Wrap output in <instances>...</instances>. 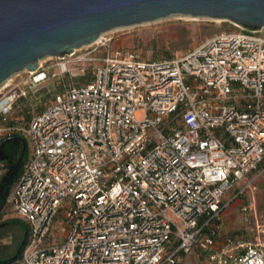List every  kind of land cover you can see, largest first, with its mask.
<instances>
[{"label": "built area", "instance_id": "obj_1", "mask_svg": "<svg viewBox=\"0 0 264 264\" xmlns=\"http://www.w3.org/2000/svg\"><path fill=\"white\" fill-rule=\"evenodd\" d=\"M258 32L222 33L157 61L108 50L92 83L66 87L27 127L0 126V146L13 132L29 145L10 195L14 217L31 230L15 264H178L191 255L264 264L260 236H220L221 214L264 174L249 178L264 163ZM49 69L39 62L16 74L26 75L20 82H4L0 118L37 92ZM59 69L72 75L70 61Z\"/></svg>", "mask_w": 264, "mask_h": 264}, {"label": "water", "instance_id": "obj_2", "mask_svg": "<svg viewBox=\"0 0 264 264\" xmlns=\"http://www.w3.org/2000/svg\"><path fill=\"white\" fill-rule=\"evenodd\" d=\"M173 15L264 31V0H0V86L14 74L36 71L43 58H64L112 29Z\"/></svg>", "mask_w": 264, "mask_h": 264}, {"label": "rangeland", "instance_id": "obj_3", "mask_svg": "<svg viewBox=\"0 0 264 264\" xmlns=\"http://www.w3.org/2000/svg\"><path fill=\"white\" fill-rule=\"evenodd\" d=\"M224 22L227 21L173 15L152 22L112 29L103 33L93 44L77 49V53L72 57L65 60L59 57H46L40 60L45 68H50L48 70L49 79L40 85L37 92L32 93L29 98L23 99L19 105H32L31 113L32 111H42L43 109L39 110L38 97L44 89L64 78L72 80L81 67L99 65L108 50H135L142 58L151 60L156 52L159 53L161 59L164 58L165 51L162 48H165L175 57H181L214 36L237 32L229 27L224 28ZM258 35L264 37V31L258 32ZM65 61H70L72 75L59 73L60 64ZM52 74H56V76L53 77ZM21 76L26 77L24 74ZM21 76L14 74L6 82H12L10 79L15 83L20 82L23 80ZM16 107L11 117L14 120L23 121V117L18 113L21 108ZM249 182L250 180L242 181L237 189L245 188ZM248 190L249 194L246 198L237 199L221 214L222 236L234 234L235 236H242L246 241H254L259 236L264 239V174L257 178ZM252 204H254L252 209L243 210V207H249ZM9 217H14V215ZM180 264H207V261L198 258L197 255H191L181 261Z\"/></svg>", "mask_w": 264, "mask_h": 264}, {"label": "trees", "instance_id": "obj_4", "mask_svg": "<svg viewBox=\"0 0 264 264\" xmlns=\"http://www.w3.org/2000/svg\"><path fill=\"white\" fill-rule=\"evenodd\" d=\"M223 27H229L230 29L236 30L237 32L249 33V31L238 28L230 22H224ZM162 50L165 51V56L162 59L176 58L171 52L165 50V48H162ZM105 55L106 53L104 56ZM157 60H161L158 52H156L150 61ZM94 75V67L89 66L86 68L84 75L77 74L72 78V80H69V78L58 80L52 86H49L44 90L42 89L43 91L38 97L40 102L39 110L45 109L47 104L58 94L63 93L65 88L69 87V85L73 87H82L92 83ZM22 100L23 99H20L14 104L13 111L16 106H18L19 109L21 108L18 113L23 117V121L14 120L11 117V114L6 118V120L0 118V126L11 128L28 126L32 116V105H19L20 102H23ZM27 149V138L23 133L20 132H13L10 136H7L0 146V264H15L19 262L23 257V251L29 242L31 234L30 227L26 222L15 217H9L10 215H14V210L10 203V195L26 168L28 159V151L26 153ZM24 157L25 159L22 163ZM263 169L264 163L260 166L259 170L256 173L250 175L249 178L252 179L255 175H258L260 172H262ZM248 194L249 190L247 189L241 197L246 198ZM220 236H222L221 233ZM229 236L235 235L230 234ZM186 258L187 256H182L178 264H180V262Z\"/></svg>", "mask_w": 264, "mask_h": 264}, {"label": "bare ground", "instance_id": "obj_5", "mask_svg": "<svg viewBox=\"0 0 264 264\" xmlns=\"http://www.w3.org/2000/svg\"><path fill=\"white\" fill-rule=\"evenodd\" d=\"M40 62V61H39Z\"/></svg>", "mask_w": 264, "mask_h": 264}]
</instances>
